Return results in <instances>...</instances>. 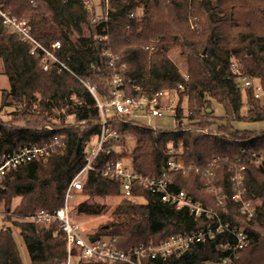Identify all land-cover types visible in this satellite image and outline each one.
<instances>
[{
  "label": "trees",
  "instance_id": "16d2710c",
  "mask_svg": "<svg viewBox=\"0 0 264 264\" xmlns=\"http://www.w3.org/2000/svg\"><path fill=\"white\" fill-rule=\"evenodd\" d=\"M84 1L0 0V6L9 8L13 16L22 18L30 14L32 34L45 47L61 42L57 57L72 72L58 65L43 71L40 59L30 55L28 46L17 33L7 31L0 17V77L5 75L10 84L9 90L2 91L1 110L14 108L10 122L0 119L1 155L13 154L31 144H49L57 135L62 137V147L46 160H35L12 169L0 183V215L3 223L8 224L0 228V264H23L14 230L27 250L30 264H65L67 261V242L58 223L45 226L26 218L40 209L64 205L66 189L83 168V149L100 134L97 102L85 85L95 87L102 98L108 97L106 80L112 70L104 63L107 47L103 44L106 42H99L100 36L109 37V50L120 53L128 65L124 73L129 81L124 85L127 96L152 98L158 92L184 87V92L178 93L180 99H187L188 110L179 102L174 130L157 132L136 122L140 119L131 118L114 126L109 123L121 136L127 134L135 141L132 152L125 157L137 172L144 176L161 175L168 160L165 152L170 146L183 150L185 163L199 165L215 156L233 158L242 149L259 152L264 147V138L252 139L248 137L250 134L233 128V122L241 119L250 124L264 123V107L249 91L250 109L247 116L241 118L242 94L232 70L235 67L241 75L259 79L264 89V0H219L215 7L212 0H141L138 4L137 0H111L113 12L107 22L100 23H95L93 15L84 10ZM137 7L144 10L141 23L138 18L129 19ZM188 8L201 19L199 31L190 30ZM83 27L89 30L90 36H84ZM73 32L79 35L78 40L72 39ZM148 46H155L156 51H144ZM171 51L177 52L184 61L188 80L169 57ZM206 94L225 109L221 119L226 123L218 126V135L208 136L200 130L214 120L213 112L208 113L211 106ZM56 114L63 121L72 117L74 125L64 128L61 134L45 129L50 117ZM114 118L108 116V121ZM206 141L210 142L206 144ZM121 154L120 151L114 158L122 159ZM106 160L101 156L98 165ZM242 163L246 166L245 187L252 198L261 202L256 206V215L246 219L234 203H227V214L221 208L218 211L224 221L243 227L251 239V245L237 264H264V171L258 170L248 157H243ZM230 177L229 166L223 164L216 184L229 192ZM171 178L174 190L185 191L205 206H216L201 176L194 172L187 176L174 173ZM81 192L86 199L74 208L77 215H101L106 205L94 202L95 198L120 200L111 219L102 226V232L90 237H116L117 247L124 251L158 244L211 223L196 219L187 209L169 206L139 187H134L131 197H124L118 183L104 179L98 172L88 175ZM17 199L20 202L15 205ZM220 240L195 246L186 257L179 255L166 261L147 259L144 264L217 261Z\"/></svg>",
  "mask_w": 264,
  "mask_h": 264
},
{
  "label": "built area",
  "instance_id": "2783aa9c",
  "mask_svg": "<svg viewBox=\"0 0 264 264\" xmlns=\"http://www.w3.org/2000/svg\"><path fill=\"white\" fill-rule=\"evenodd\" d=\"M102 1L108 8L109 0ZM91 9L92 4L89 1L84 2V10L90 12ZM109 14L106 10V15L103 18L106 22L109 20ZM129 16L133 17L132 13ZM0 17L4 27L17 33L20 40L28 46L30 55L41 60L44 71H48L53 66L58 65L61 69L71 72L67 64L56 57L57 52L61 48V42L57 41L52 43L50 47H45L33 36L28 18L14 17L10 11L4 10L1 6ZM99 20L100 18L96 17L94 22L97 23ZM103 44L107 46L106 43ZM145 49L149 50L148 47ZM105 53H107L106 48L104 55ZM48 60L51 61V66L48 64ZM234 74L239 80L238 87L240 91L244 93L252 90L255 94L254 97L262 100L264 96L263 88L259 85L260 87L254 90V84L259 79L243 76L238 69H234ZM114 82L117 81L114 80ZM87 87L91 92H95L94 87L89 85ZM119 88V84L113 86L114 97L111 102L109 100L105 101L104 104L98 102V106L102 111L100 119L101 131L98 138L83 149V168L66 189L64 205L61 208L40 209L26 219L45 226L58 223L59 231L65 236L67 242V261L65 264H115L118 262L144 264V260L147 259L166 261L175 256H183L186 252L190 254V250L193 247L206 245L218 238L221 239L217 248V253L220 254V257L217 261H211L206 264H237L241 254L251 245V239L243 227L224 221L218 208H221L223 213L227 214V203H234L238 207L239 213L246 219L250 220L255 217L256 206L253 204L251 196L245 187L244 173L246 166L242 163V158L248 157L255 167L259 164L260 168L258 169L264 171V149L259 152L243 150L241 151L242 153L233 158L227 155L215 156L204 165H199L185 163L183 161V150L170 146L165 152L168 160L161 175L144 176L134 169L132 163L120 158H114V155L120 153L117 149L122 145V141L121 135L109 125V109L112 108L114 114L119 117L124 116L134 120L140 117L166 118L165 111L159 107V102L165 98L167 93L160 92L151 99L137 101L125 98L123 91ZM153 129L158 132L157 128ZM60 147H62V137L57 135L49 144H31L9 155H1L0 153V183L12 169L35 160H46L48 156ZM103 155L107 160L99 166V160ZM223 164L229 166L231 172L229 192L216 184L218 170ZM91 172H98L104 179L118 183L124 197H131L134 187H139L158 197L161 202L176 209H187L196 219H205L211 221V223L198 231L174 235L158 244L140 245L128 251L117 247L118 238L116 237L85 238L81 230L73 225L71 221L70 203L74 200L75 195L83 190ZM190 172H194L205 180L207 193L215 198V207L205 206L202 202L195 201L185 191L173 189L172 174L182 173L187 176Z\"/></svg>",
  "mask_w": 264,
  "mask_h": 264
},
{
  "label": "rangeland",
  "instance_id": "374dc122",
  "mask_svg": "<svg viewBox=\"0 0 264 264\" xmlns=\"http://www.w3.org/2000/svg\"><path fill=\"white\" fill-rule=\"evenodd\" d=\"M89 1L92 4V9L90 10V14L93 15L94 20L96 19V17H99L100 20L98 23L100 22H106L103 18L106 15V10L111 14V12H113V7L111 5V0H109L108 3V8L106 6V4L104 5V2L102 0H85L84 2ZM219 0H212V7L218 4ZM139 2H141V0H137L136 3L138 4ZM179 2V1H178ZM223 2V0H222ZM185 6V4L183 5ZM191 7V6H190ZM6 11H10L11 10L5 9ZM105 10V11H104ZM188 13V23H189V27L191 28L190 30H194V31H199V25L201 24V19H199V17H197L196 15H194L191 10L188 8L187 9ZM12 14V12H11ZM109 14V15H110ZM30 14H27L25 16H23L22 18H28L29 20V16ZM133 17L129 16V19H136L139 20L138 23H141L140 18L144 17V10L141 7H137V9L134 10V12H132ZM13 16V15H12ZM16 17V16H14ZM18 18V17H17ZM84 28V36L88 37L90 36V32L86 27ZM7 29V28H6ZM128 30H130L128 28ZM7 31L9 33H12L11 30L7 29ZM72 39L78 40L79 39V35L76 32L72 33ZM99 42H106L107 46V53H105L104 56V63L112 70V73L108 79V81L106 80L107 83V93H108V97L102 98L98 92V90H96L95 88V92H91V90H89L91 92V94L94 96V98L96 99L97 102V106H98V102H100L101 104H104L105 101L111 102L113 97H114V89L113 86L115 84H119L120 88L123 91V96L125 98H130V99H134V100H141V99H151L146 97L145 95L141 96L140 98H133V97H129L127 96L125 89H124V85L126 83H128V79L127 77L124 76V73L128 70V65L126 62L123 61V59H121L120 57V53H116L114 51H112L111 49L109 50V46H110V41H109V37H99L98 38ZM61 48H62V44H61ZM60 48V49H61ZM149 48V52L153 53L156 51L155 46H148ZM173 50V49H171ZM144 51H147V49H144ZM169 57L172 59V61L178 66L182 76L184 77L185 80H188V70L185 66L184 61H182L181 58L178 57L177 52L175 51H171L169 52ZM57 57V54H56ZM58 58V57H57ZM41 66H42V62L40 60ZM48 64L51 66V61L48 60ZM43 69V66H42ZM52 68H50L48 71H50ZM234 69H237L235 67L232 68L233 73H234ZM44 71V70H43ZM235 75V74H234ZM117 81V82H114ZM235 82L237 83V85L239 86V80L236 78ZM113 83V84H112ZM86 87L87 85L91 86L90 84L86 83L85 84ZM263 88L261 81L257 80V82L254 84V90H256V88L260 87ZM93 87V86H91ZM88 88V87H87ZM10 89V84H9V80L5 75H2L0 77V119L5 121V122H10L12 120V112H14V108H5L3 110H1V95H2V91L3 90H9ZM252 91V90H249ZM241 92L242 94V101H243V107L241 109V118H245L247 116V113L250 109V106L248 104V92ZM264 91V89H263ZM163 93H167L165 95V98H163L161 100V102H159V107L161 110L165 111V117H163L162 119H156V118H142L140 117V121L139 120H135L136 122H138L139 124H143V125H150L153 128H159V131H163V130H174L176 127V118H175V112H176V108L179 105V102H181V106L182 108L187 111L188 110V102L186 98L180 99V94L178 92H184V87L183 85H180L178 88L173 89L171 92H168V90L166 91H161ZM256 92V91H255ZM160 93V92H158ZM156 93V94H158ZM155 94V95H156ZM154 95V96H155ZM252 95L253 97L255 96V94L252 91ZM153 96V97H154ZM152 97V98H153ZM206 100L208 101V103L211 106V109L208 110V113L213 112V119L214 120H210V125H203L202 128H200V130H202V132L205 135L208 136H212V135H218L217 133V129L218 126H223L225 125L226 121L222 120L221 118H224L225 116V109L223 107V105H221L217 100H215L213 97L209 96L208 94L205 95ZM254 99H256L254 97ZM260 102V105L262 107H264V96L262 97V100L260 99H256ZM98 110L100 113V119H101V109L98 106ZM105 112V110H104ZM167 114V115H166ZM109 116H111V121H109V123L111 122V125L114 126L117 123H121V121H125V117H117L114 115L113 109L110 108L109 109ZM99 119V120H100ZM134 120V119H132ZM49 125L48 126H44V128H48L50 130H53L54 132H56L57 134H61L62 130L64 128L67 127H72L74 125V120L72 117H66V119L63 121L60 119L59 114H56L54 117H50L49 119ZM212 123V124H211ZM19 124V126H23L22 123H17ZM64 124V126L62 125ZM110 125V126H111ZM233 128L234 130L238 131V132H242V134L248 133L250 135H248L249 138H258V139H263L264 138V123H259V124H250L245 122L243 119L238 120V121H234L233 122ZM163 129V130H161ZM192 131H195V129H191ZM229 138V137H228ZM230 140H233V138H229ZM121 146L119 147V149H117L118 152L121 151V154L123 156V160H129L128 157H125V154H130L132 152V149L135 146V141L133 140L132 137H130L127 134H123L121 136ZM207 142L210 141H206L205 143L207 144ZM264 149V147L261 149V151ZM245 149H242L241 151H243ZM249 151H255V150H249ZM256 152V151H255ZM242 153V152H240ZM183 157H184V152H183ZM130 161V160H129ZM184 161V158H183ZM257 169L260 168L259 164L256 165ZM261 170V169H258ZM251 196V195H250ZM86 199V197H84L82 195V192H79L75 195L74 200L70 203V207H71V211H70V218L71 221L73 223V225H75L77 228H79L83 234V236L85 238H89L90 235L92 234H98L101 231V228L103 225L106 224V222H108L111 219V214L115 208V206L117 205V202L119 203V199L118 198H95L93 201L102 205H106V209L105 211L101 214V215H97V216H85V215H77L76 210H74V208L76 207V205L80 202H83ZM251 200L253 202V204L255 206L260 205L261 202L258 199H255L254 196L252 198L251 196ZM20 202V199H17L15 201V205H18V203ZM3 216L0 215V228L5 224L3 223ZM8 224H5V226H7ZM14 237L17 240V244L19 245V253H20V257L22 260L23 264H30V260H29V256L27 253V250L25 248V246L22 244L21 240L18 237V232L14 230ZM87 264H91V263H87Z\"/></svg>",
  "mask_w": 264,
  "mask_h": 264
},
{
  "label": "water",
  "instance_id": "95a60500",
  "mask_svg": "<svg viewBox=\"0 0 264 264\" xmlns=\"http://www.w3.org/2000/svg\"><path fill=\"white\" fill-rule=\"evenodd\" d=\"M189 255V252H186L183 254L184 257L188 256Z\"/></svg>",
  "mask_w": 264,
  "mask_h": 264
},
{
  "label": "crops",
  "instance_id": "0c3cea01",
  "mask_svg": "<svg viewBox=\"0 0 264 264\" xmlns=\"http://www.w3.org/2000/svg\"><path fill=\"white\" fill-rule=\"evenodd\" d=\"M157 129H159V128H157ZM161 130H163V129H161ZM125 161H127V162L131 163V161H129V160H125Z\"/></svg>",
  "mask_w": 264,
  "mask_h": 264
}]
</instances>
